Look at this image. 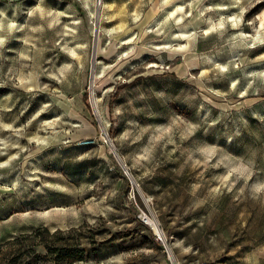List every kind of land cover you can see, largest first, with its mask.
Here are the masks:
<instances>
[{
  "label": "rangeland",
  "instance_id": "obj_1",
  "mask_svg": "<svg viewBox=\"0 0 264 264\" xmlns=\"http://www.w3.org/2000/svg\"><path fill=\"white\" fill-rule=\"evenodd\" d=\"M259 33L264 0H0V264H54L39 228L74 264H264Z\"/></svg>",
  "mask_w": 264,
  "mask_h": 264
},
{
  "label": "trees",
  "instance_id": "obj_2",
  "mask_svg": "<svg viewBox=\"0 0 264 264\" xmlns=\"http://www.w3.org/2000/svg\"><path fill=\"white\" fill-rule=\"evenodd\" d=\"M71 233H69L70 235ZM64 232L57 230L51 233L47 228H39L31 235L23 238L39 240L41 245L45 246L47 256L54 264H74L77 262H84L90 258L84 250L76 243H72L68 237H63ZM18 243L15 239L11 241V245Z\"/></svg>",
  "mask_w": 264,
  "mask_h": 264
},
{
  "label": "bare ground",
  "instance_id": "obj_3",
  "mask_svg": "<svg viewBox=\"0 0 264 264\" xmlns=\"http://www.w3.org/2000/svg\"><path fill=\"white\" fill-rule=\"evenodd\" d=\"M182 9H183V6L182 5H177L175 8H174V10H172V12H170V16H172V17H174L175 18V20L177 21V23L178 22H180V21H182V16H181V14H179L181 11H182ZM180 35L181 36H186V35H188L186 32H184V31H181L180 32ZM242 35H244L245 37H246V34H242ZM263 34H261V33H259V34H257L254 38H252V39H250V42H251V44H255V43H257V42H259V41H261L264 37L262 36ZM243 36V37H244ZM185 38V37H184ZM247 38V37H246ZM153 229H154V231L160 236V232H159V230L153 225Z\"/></svg>",
  "mask_w": 264,
  "mask_h": 264
},
{
  "label": "built area",
  "instance_id": "obj_4",
  "mask_svg": "<svg viewBox=\"0 0 264 264\" xmlns=\"http://www.w3.org/2000/svg\"><path fill=\"white\" fill-rule=\"evenodd\" d=\"M1 1H8V2H19V1H22V0H1Z\"/></svg>",
  "mask_w": 264,
  "mask_h": 264
}]
</instances>
